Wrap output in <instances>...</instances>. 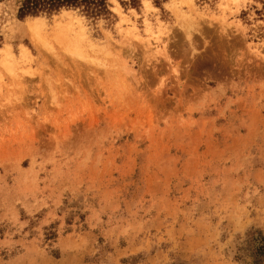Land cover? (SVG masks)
Masks as SVG:
<instances>
[{
	"label": "rangeland",
	"instance_id": "374dc122",
	"mask_svg": "<svg viewBox=\"0 0 264 264\" xmlns=\"http://www.w3.org/2000/svg\"><path fill=\"white\" fill-rule=\"evenodd\" d=\"M109 3L0 0V264H253L264 0Z\"/></svg>",
	"mask_w": 264,
	"mask_h": 264
},
{
	"label": "trees",
	"instance_id": "16d2710c",
	"mask_svg": "<svg viewBox=\"0 0 264 264\" xmlns=\"http://www.w3.org/2000/svg\"><path fill=\"white\" fill-rule=\"evenodd\" d=\"M133 4L140 0H131ZM162 1V0H157ZM109 0H19L17 15L24 18L28 15L40 13H52L61 8H81L94 17L110 13ZM255 259L253 264L264 263V238L258 243L255 249Z\"/></svg>",
	"mask_w": 264,
	"mask_h": 264
},
{
	"label": "bare ground",
	"instance_id": "6f19581e",
	"mask_svg": "<svg viewBox=\"0 0 264 264\" xmlns=\"http://www.w3.org/2000/svg\"><path fill=\"white\" fill-rule=\"evenodd\" d=\"M67 10H65V12H66ZM40 17H36V19H39Z\"/></svg>",
	"mask_w": 264,
	"mask_h": 264
}]
</instances>
